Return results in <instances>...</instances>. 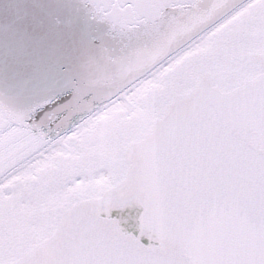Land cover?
Returning <instances> with one entry per match:
<instances>
[{
    "label": "snow or ice",
    "instance_id": "6c2138e0",
    "mask_svg": "<svg viewBox=\"0 0 264 264\" xmlns=\"http://www.w3.org/2000/svg\"><path fill=\"white\" fill-rule=\"evenodd\" d=\"M90 5L118 50L0 94V264H264V0Z\"/></svg>",
    "mask_w": 264,
    "mask_h": 264
},
{
    "label": "water",
    "instance_id": "95a60500",
    "mask_svg": "<svg viewBox=\"0 0 264 264\" xmlns=\"http://www.w3.org/2000/svg\"><path fill=\"white\" fill-rule=\"evenodd\" d=\"M90 0H0V94L39 103L80 83L83 67L118 50Z\"/></svg>",
    "mask_w": 264,
    "mask_h": 264
}]
</instances>
